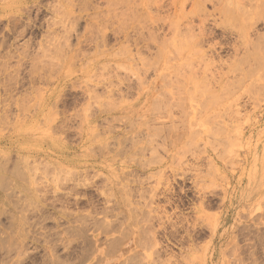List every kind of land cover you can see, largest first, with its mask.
Segmentation results:
<instances>
[{"label": "rangeland", "instance_id": "1", "mask_svg": "<svg viewBox=\"0 0 264 264\" xmlns=\"http://www.w3.org/2000/svg\"><path fill=\"white\" fill-rule=\"evenodd\" d=\"M142 1L0 0V264H264V0H179L203 37L195 82L226 91L190 134L174 107L120 121L145 89L191 86L184 58L144 46L138 14L172 38L171 0ZM136 131L141 150L116 152Z\"/></svg>", "mask_w": 264, "mask_h": 264}, {"label": "bare ground", "instance_id": "2", "mask_svg": "<svg viewBox=\"0 0 264 264\" xmlns=\"http://www.w3.org/2000/svg\"><path fill=\"white\" fill-rule=\"evenodd\" d=\"M142 1V0H141ZM144 1V0H143ZM142 1V2H143ZM146 1V0H145ZM150 1V0H149ZM156 1V0H155ZM173 1V2H172ZM147 2V1H146ZM183 2H184V0H183ZM145 3V2H144ZM143 3V4H144ZM154 3V2H153ZM170 4H172L171 6H174L173 7V9H171L172 11V13H170V15L171 14H173V19L172 20H170L169 22H170V24L168 23V26L167 27H169L168 29L171 31V35H172V38H171V36H170V38L169 39H167V40H164V41H167V42H164V41H162L161 39H160V36H159V33L158 34H155V33H157L158 31H160V30H158L157 28H158V26H159V24H160V22L162 21H160V17H156V18H153V16H152V18L153 19H151V16H150V13H154L153 11H151V10H149L148 8V11L147 12H145V14H146V16H144V17H142V15L144 14H138L139 16H140V18H139V16L137 17H135L134 15V17L135 18H139V19H143L144 18V21H145V23L143 24V21L141 22L143 25H144V27L146 28V31H147V34L149 35V39L147 38L148 37V35L146 34V32H145V35L147 36V37H145L144 38V41L146 40V39H148V40H146V45H144L146 48H147V50H149L148 49V47H150L151 45L149 44V42L150 41H152V36H153V34L155 35L154 36V43L156 44H154L153 43V46L155 45V47L154 48H156V53H154L153 55L155 56V58H157V57H159V55H160V58L161 57H164V55H165V53L168 51L167 49H169V51H168V53H171L172 55H169L170 57L172 56V57H174V58H177V59H181V58H184V60L186 61H184L185 62V65H183V63H181L182 64V66L181 67H187L186 69H187V75H185L186 77L184 78L183 77V79H185L186 81H190V88H188L187 86H185V85H182V84H184V83H186V82H184L183 83V81L184 80H181V82H182V84H181V82H180V80L179 79H177V81H179L180 83L178 84V82H177V85L175 86V88L174 89H169V90H162V92H160V93H155V92H153L152 90H148L147 91V89H145L146 91H143V92H141V94H139V99H143L144 100V104L146 105L145 107L143 106V105H131L130 107H128V110L127 111H117L118 112V114H120V115H122V114H124V116H122V117H124L123 119H124V121L123 120H121L120 119V121H122V122H124L125 123V120L130 124L129 126H128V128H132L133 126H134V124H135V120L136 119H139L137 116L138 115H140L139 117L140 118H143V116L145 115V114H147L146 112H147V110H152V109H154V110H152V113H153V111H155V113H154V115H155V119L157 120L159 117H161V116H166V117H168V118H171V120L173 121L174 119H172L173 117V115H175L176 113L172 110V108L174 107V109H178V111L179 112H177V113H179V114H176V115H178V116H176V117H179V116H181V117H179L180 119L179 120H181L180 121V123H183L182 125H186V129L184 130L183 129V131L182 132H185V131H187V129H188V132H189V134L191 133V128L194 126V125H196V124H198V122L201 120V113H203V115L205 116L206 114V117L208 118L209 116H211L213 119H215L216 117H218V116H221L222 115V111H220L222 108H223V105H222V99L224 98L223 96H222V94L224 95L225 93H226V91H224L223 89H222V87H221V89L219 88V89H209V85H208V88H201L200 86H198L200 83H202L201 81L203 80H199L198 79V84H197V81L195 82V80H197V70L193 67V65H192V60L193 59H195L196 58V60H198L199 62L201 61V59H200V55H197V54H199L200 52V43L203 41L202 40V38L203 37H200V35L198 34V33H196L195 31H194V29H193V27L192 26H194L193 25V18H192V16L191 15H189L190 13H187V14H185V12H184V10L181 8L182 7V5L181 4H184V3H182V1H179V0H171V3ZM145 5V4H144ZM146 5H150V3L148 4V3H146ZM145 5V7H147ZM151 6V5H150ZM158 7H159V5H157ZM158 7H157V10L159 11V9H158ZM222 7H223V5H222ZM142 8H143V6H142ZM181 8V9H180ZM224 8V7H223ZM226 9V8H225ZM138 10V9H137ZM137 10H135V11H137ZM140 10V9H139ZM143 10V9H142ZM153 10V9H152ZM162 10V9H161ZM202 10V9H201ZM227 10V9H226ZM225 10V11H226ZM245 10V9H244ZM109 11V10H108ZM144 11V10H143ZM149 11H151V12H149ZM195 11L197 12V10L195 9ZM199 11V10H198ZM203 11V10H202ZM250 11V10H249ZM133 12V11H132ZM181 12H183V13H181ZM195 12V13H196ZM222 12V11H221ZM241 12H242V9H241ZM113 14V12L111 11V12H107V14L109 15L108 17H112V14ZM138 13V12H137ZM223 13V12H222ZM225 13V12H224ZM228 13V12H227ZM134 14V13H133ZM144 14V15H145ZM156 14V13H155ZM201 14V13H200ZM231 14V13H230ZM132 15V14H131ZM136 15V14H135ZM156 15H159V16H161V14L158 12ZM189 16V18H188V16ZM204 15V17H202ZM233 15V14H232ZM232 15H230V16H232ZM243 15V14H242ZM241 15V13H239V14H236L235 15V17H234V19H236V20H238L239 22H240V20H242V16ZM246 16H247V14H245ZM244 15V16H245ZM251 15V14H250ZM132 16V17H133ZM163 16V15H162ZM172 16V15H171ZM199 16V15H198ZM202 16H199V17H201V18H199V20H200V23H199V27L201 28L202 26H201V24H203V20H205L204 18L206 17L205 16V13L203 12L202 13ZM227 15H225V17H226ZM242 16V17H241ZM252 16V15H251ZM250 16V17H251ZM132 18V19H135V18ZM142 17V18H141ZM146 17H147V19H146ZM191 17V18H190ZM253 17H254V15H253ZM228 18H229V15H228ZM228 18L226 19V20H228ZM243 18H245V17H243ZM131 19V18H130ZM146 19V20H145ZM163 19V18H162ZM249 19V18H248ZM252 19V18H251ZM149 22H148V21ZM244 21H242L243 22V24H245V19H243ZM137 21H140V20H138L137 19ZM235 21V20H234ZM233 21V22H234ZM237 21V22H238ZM136 22V20L134 21V23ZM164 22V21H163ZM168 22V21H167ZM202 22V23H201ZM228 22H229V20H228ZM227 22V23H228ZM232 22V21H231ZM253 22V21H252ZM131 23H133V22H131ZM130 23V24H131ZM139 22H137V24H138ZM156 23V24H155ZM236 23V22H235ZM122 24V23H121ZM148 24V25H147ZM225 24V23H224ZM252 25V24H251ZM100 26H101V24H100ZM100 26H98V27H100ZM133 26V25H132ZM224 26V25H223ZM236 26V25H235ZM240 26H242L241 25V23H240ZM245 26V28H246V24L244 25ZM93 27V29H94V26H92ZM103 27V26H102ZM135 27V26H134ZM143 27V28H144ZM95 28H96V25H95ZM123 28H124V26H123ZM155 28H156V30H158L157 32H155V33H153L154 31H156L155 30ZM199 29V28H198ZM202 29H204V27L203 28H201V30L199 29L198 30V32H203V30ZM168 30V31H169ZM237 30V29H236ZM240 30H242L241 29V27H240ZM248 30V29H247ZM169 31V32H170ZM239 31V30H238ZM237 31V33H240V34H238L239 36H242L243 38H244V35L242 34L243 32L241 31H239L238 32ZM247 32V31H246ZM248 33V32H247ZM246 33V34H247ZM98 34V33H97ZM203 34V33H202ZM158 35V36H157ZM248 35V34H247ZM246 35V37H248ZM97 37H98V35H96ZM143 36L144 35H142V38H143ZM241 37V38H242ZM95 39H96V37H94ZM140 38V37H139ZM141 38V39H142ZM94 39V40H95ZM245 39V38H244ZM88 40L89 41H93L92 40V38L90 37V39L88 38ZM246 40V39H245ZM248 40V39H247ZM96 41V40H95ZM142 41V40H141ZM245 43H249V42H245ZM245 43H243V46H244V44ZM98 43H97V41H96V43H95V45H97ZM143 44V43H142ZM149 44V45H148ZM247 44L245 45V46H247ZM251 45V44H250ZM262 47V46H261ZM255 48V47H254ZM253 48V49H254ZM256 48H258V47H256ZM252 49V50H253ZM167 50V51H166ZM259 48L258 49H256V51L254 52L255 53V55H254V53H253V55L255 56V57H257V58H255V59H257V61H258V59L260 58L261 59V61L263 60V64H264V58L262 59V57L264 56V53L263 52H261V50H259ZM157 52H158V54H157ZM153 53V52H152ZM250 53V52H249ZM248 53V54H249ZM251 53V54H252ZM261 53V55L262 56H260L259 54ZM263 53V54H262ZM258 55H259V57H258ZM151 56V55H150ZM149 56V57H150ZM254 56H252V57H254ZM169 57V58H170ZM153 58V57H152ZM151 58V59H152ZM160 58H158V60L156 61V64H157V62L159 61V59ZM167 58H168V56H167ZM151 59H150V61H151ZM154 59V58H153ZM249 60H251V59H249ZM155 61V60H154ZM254 61H256V60H254ZM253 61V62H254ZM255 62V66H256V63L259 65V69L261 68V66L263 65L261 62ZM144 62H146V61H144ZM148 62V61H147ZM152 62V61H151ZM161 62H162V64H164V60H163V58L160 60V64H161ZM168 62V61H167ZM167 62H166V64H167ZM250 62H252V61H250ZM261 64V66H260V64ZM147 64V63H146ZM153 64H154V62H153ZM200 64V63H199ZM257 65V66H258ZM178 66H180V63H179V65ZM234 66H236V65H234ZM233 66V67H234ZM256 66V67H257ZM151 67V66H150ZM159 67H162L161 65H159ZM166 67H168V66H166ZM180 67V68H181ZM251 67V66H250ZM249 66H248V68H250ZM264 67V66H263ZM263 67H262V69H263ZM147 68H149V66L147 67ZM164 69H165V67H163ZM179 68V67H178ZM178 68H174L175 70H177V74H178ZM206 68V67H205ZM204 67L201 69V73H206V71H207V69H205ZM251 68H253V67H251ZM155 69V68H154ZM167 69V68H166ZM231 69V68H230ZM255 69L256 68H253V70L255 71ZM259 69H256V71L257 70H259ZM262 69H260L259 71H261ZM235 70V69H234ZM246 70V69H245ZM244 70V71H245ZM249 70V71H248ZM252 70V72H254ZM264 70V69H263ZM248 71V72H247ZM247 71L244 73V76H248L251 72H250V69H247ZM255 71V72H256ZM258 71V72H259ZM262 72V71H261ZM256 74V73H255ZM255 74H252V75H255ZM243 75V74H242ZM259 75V74H258ZM257 75V76H258ZM260 75H261V73H260ZM249 77V76H248ZM241 78V77H240ZM247 78V77H246ZM238 80V79H237ZM200 82V83H199ZM220 82V81H219ZM224 83V82H223ZM182 86H181V85ZM225 84V83H224ZM223 84V85H224ZM201 86H204V84L203 85H201ZM210 88H212V87H210ZM214 88V87H213ZM164 91V92H163ZM233 94H228V96L227 95H225V97L227 96V98H232L234 95H237L238 93L237 92H235V90L232 92ZM222 98V99H221ZM139 99H138V101H139ZM112 102H114V99H110ZM111 101H110V104H113V103H111ZM111 107V108H110ZM112 107L113 106H109L107 109H108V111H111V109H112ZM162 107H165L166 108V111L165 112H162V111H160V108H162ZM156 109V110H155ZM158 110V111H157ZM106 111V110H105ZM177 111V110H176ZM102 112H103V110H102ZM157 112V113H156ZM220 112V113H219ZM151 112H149L148 114H152ZM161 113V114H160ZM181 114V115H180ZM115 117H113V119H115V120H118L119 119V117H118V119H116V115H114ZM175 117V116H174ZM182 118V119H181ZM153 118H151V120H152ZM148 118H147V122H148ZM119 121V120H118ZM119 121V122H120ZM137 121V120H136ZM153 121V120H152ZM151 121V122H152ZM155 121V120H154ZM183 121V122H182ZM121 122V123H122ZM144 123L146 122V121H143ZM140 123L141 125H144V123ZM146 122V124L145 125H147V124H149L150 123V120H149V122L147 123ZM186 123V124H185ZM131 124H133V125H131ZM144 125V126H145ZM148 127H149V125H147ZM184 126H183V128H184ZM148 127H146V128H148ZM152 127V126H151ZM155 128V127H154ZM152 128H150L149 130H151ZM141 131V130H140ZM137 132L136 131V133H138V134H140L141 132H143V135H144V131H141V132ZM153 131L154 132H156L157 130H156V128L155 129H153ZM154 132L153 133H151V132H148L147 131V133H145L146 135H144V136H146V138L148 137V141H146V142H148V143H153V142H157V145L156 146H158V139L156 140V138H155V134H154ZM159 131H157V133H158ZM136 133L134 132V134H132V135H134L133 137L134 138H132V140H131V135L129 134V138L127 139V138H125V139H123L124 140V144H122L123 143V141L121 142V140H120V142H121V144H122V146H121V144L119 145V148L118 149H120V150H116V152H122V150L124 149V151L126 152V150L128 149V146L130 145L131 146V151H133V153L132 154H134V151H135V153H137L136 151H138L139 149L141 150V148H142V146H140V147H138L139 145V141L141 142L142 141V139H141V137L143 136L142 134H140V135H136ZM157 133H156V135H157ZM160 133V132H159ZM158 133V134H159ZM142 135V136H141ZM160 136H161V134H159ZM159 135H157L156 137L158 138H160V136ZM166 135V134H165ZM138 137V139L136 138V137ZM141 136V137H140ZM167 136H168V134H167ZM166 136V137H167ZM140 137V138H139ZM163 137H165V136H163ZM165 137V138H166ZM143 138V137H142ZM172 138V137H171ZM163 139V138H162ZM174 139V142H175V138H172V139H169L170 141H172ZM128 140H130L129 142H130V144H126L125 142ZM161 140V139H160ZM164 140V139H163ZM169 140H167L168 142H169ZM115 141V140H114ZM162 141V140H161ZM128 142V143H129ZM145 142V143H146ZM165 142V141H164ZM173 142V141H172ZM177 142V141H176ZM126 144V147L124 146ZM161 145H165V144H161ZM100 146H103V143L102 144H100L99 145V148H100ZM121 146V147H120ZM123 147V149H121ZM104 148V147H103ZM102 147L100 148V151L102 152V150L101 149H103ZM130 148V147H129ZM123 151V152H124ZM85 234V233H84ZM81 235V234H80ZM81 237V236H80ZM83 237H85V236H83ZM3 239V238H2ZM81 239V238H80ZM85 240H87V238L85 237L84 238ZM1 240V239H0ZM83 242H84V240H83ZM1 243V242H0ZM6 242H4V244H5ZM85 247V246H84ZM88 247V246H87ZM7 248V247H6ZM9 249V248H8ZM87 249V248H86ZM51 250V249H50ZM53 251V250H52ZM84 251V250H83ZM7 252V251H6ZM45 252V251H44ZM51 253V252H50ZM44 254V253H43ZM53 254V253H52ZM51 254V255H52ZM80 254V253H79ZM82 254V253H81ZM58 256V255H57ZM45 257H47V256H45ZM61 257V256H60ZM52 258V257H51ZM58 258H59V256H58ZM55 259V258H54ZM54 259H48V262H46L47 261V259H43V262H44V260H46L45 262L46 263H48L49 264V261H50V264H57V262L55 261V260H57V258L54 260ZM41 260V259H40ZM42 261V260H41ZM61 261H63V260H61ZM42 262V263H43ZM64 262V261H63ZM41 262H39V264H40ZM45 263V264H46ZM19 264V263H18ZM59 264H60V262H59ZM69 264V263H68Z\"/></svg>", "mask_w": 264, "mask_h": 264}]
</instances>
